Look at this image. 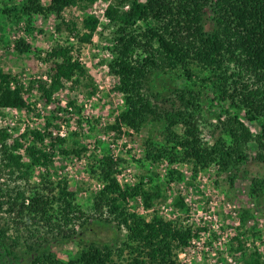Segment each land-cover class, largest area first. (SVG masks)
<instances>
[{
	"label": "trees",
	"instance_id": "1",
	"mask_svg": "<svg viewBox=\"0 0 264 264\" xmlns=\"http://www.w3.org/2000/svg\"><path fill=\"white\" fill-rule=\"evenodd\" d=\"M95 1L50 0L43 4L42 0H23L0 9V18L4 15L10 19L52 12L61 19L57 30L64 28L70 36V42H57L43 51L47 79L29 82L28 89L35 88L43 100L50 102L55 91L70 83L78 84L84 75L76 56L82 46L92 42L98 18L83 14L77 26L74 20H66L63 12L74 6L85 10ZM104 14L107 35H100L110 40L109 67L117 77L116 88L125 104L112 128L126 126L139 132L152 119L164 122V144L158 147L148 139L147 158L187 162L195 172L214 165L223 172L247 161L250 141L264 149V0H109ZM15 48L22 54L29 46L19 42ZM170 72L186 80L195 79L203 83L202 88L176 89L179 104L175 101L170 108H160L157 101L163 87H157L158 78L162 80ZM207 86L218 103H228L215 113L212 143L205 139L199 124V95ZM68 104L74 106V101ZM26 106L17 77L0 68V111ZM240 115L258 125L255 134ZM30 134L33 144L25 149L30 159L24 162L14 153L21 142L14 140L9 146V133L0 127V165L25 184L15 189L0 187V211L10 217L15 233L8 244L6 229L0 232L2 253L12 256L10 247L23 245L29 252L34 250L29 264H176L177 250L189 246L192 229L157 214L147 218L128 207V199L134 196H141L149 207L161 194L160 184L152 189H146L142 181L121 186L116 177L117 162L104 154L90 166L102 186L92 195V215L86 214L75 202V193L68 189L66 179L54 184L46 171L36 184L30 183L31 168L47 167L52 157V152L41 146L44 134ZM52 142L63 144L65 140L55 137ZM82 150L77 147L71 152L80 156ZM254 186L252 192L260 193L264 179H256ZM175 205L184 206L180 200H175ZM94 224L124 228L125 239L111 248L79 238L76 226L91 229ZM75 236L79 248L67 260L49 250L52 241L63 242ZM124 252L126 258L122 257ZM252 256L249 264H260Z\"/></svg>",
	"mask_w": 264,
	"mask_h": 264
},
{
	"label": "rangeland",
	"instance_id": "2",
	"mask_svg": "<svg viewBox=\"0 0 264 264\" xmlns=\"http://www.w3.org/2000/svg\"><path fill=\"white\" fill-rule=\"evenodd\" d=\"M22 1L0 0V9ZM49 1L42 0L43 4ZM107 1L96 0L85 10L78 6L64 10V18L74 20L77 26H80L83 14L98 18L101 29H97L92 42L82 46L76 56L85 70L80 82L74 86L67 84L55 91L50 102L43 100L35 88L28 89V86L30 81L48 77L47 65L41 59L43 51L70 38L64 28L57 30L61 19L52 12L33 14L30 18L22 15L10 19L1 15L0 68L17 77L27 106L1 109L0 127L9 133V146L14 140L21 142L14 153L24 162L30 159L25 149L33 144L30 131L43 133L41 146L52 152L51 163L47 167L37 165L31 168L30 183L36 184L46 171L54 184L66 179L68 189L75 193V202L86 214L92 215V195L102 183L97 174H92L90 166L102 155H110L117 162L116 177L121 186H132L142 181L146 189H152L160 184L161 194L152 199L149 207L141 196L129 198L131 211L147 218L157 214L174 224L192 229L189 246L177 250L176 264H249L253 254L260 264H264V186L260 193L252 192L254 181L264 179V149H259L254 141H250L244 164L223 172L214 165L195 172L187 162L170 161L167 157L156 160L146 157L145 142L148 139L157 143L158 147L164 144L162 119L150 120L139 132L126 126H121L120 130L112 128L125 104L122 93L116 88L117 77L109 67L112 58L110 40L100 35H107L104 27L107 20L100 15ZM19 42L29 46L22 54L15 50ZM202 84L171 72L162 80L158 78L157 87H163L157 101L159 107L170 108L175 101L179 104L176 89L195 91L198 87L202 88ZM199 96L202 106L199 124L205 139L212 143L214 135L210 133L217 123L215 113L221 107H227L228 103H218L210 86L204 88L203 95ZM69 101H74V106H69ZM240 118L252 134L257 132L256 123L247 121L243 115ZM61 125L66 130V135L61 137L65 142L53 145L52 138L56 136L52 132L58 131ZM77 147L83 148L80 156L71 152ZM62 149L68 152L63 154ZM7 170L0 165V187L15 189L25 186L16 179L15 173L9 174ZM170 173L173 178H170ZM175 200L182 201L184 206L175 205ZM7 223L10 226L6 227ZM13 225L10 217L0 211V232L6 229L8 244L15 234ZM75 228L80 233L79 238L86 242L107 244L111 248L119 246L126 235L124 228L117 229L115 226L94 224L91 229L85 226ZM78 248L77 236L63 242L52 241L49 246V250L62 260H67ZM2 249L0 246V264H29L34 252H29L23 245L12 246L10 249L18 256L13 259L15 255L2 253ZM122 257L126 258L127 253L124 252Z\"/></svg>",
	"mask_w": 264,
	"mask_h": 264
},
{
	"label": "built area",
	"instance_id": "3",
	"mask_svg": "<svg viewBox=\"0 0 264 264\" xmlns=\"http://www.w3.org/2000/svg\"><path fill=\"white\" fill-rule=\"evenodd\" d=\"M100 13H101L100 14L101 17L103 19L107 20V17L104 14V8L100 10ZM99 28L101 29L100 24H98V26H97V29H99ZM68 111H69V113H71V108L70 107L68 108ZM64 128H65V126L64 125H61V128L58 129V131H53L52 132L53 136H56V137H64L66 135V130Z\"/></svg>",
	"mask_w": 264,
	"mask_h": 264
}]
</instances>
